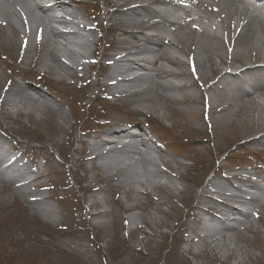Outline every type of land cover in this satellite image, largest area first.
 I'll list each match as a JSON object with an SVG mask.
<instances>
[{
	"label": "rangeland",
	"instance_id": "1",
	"mask_svg": "<svg viewBox=\"0 0 264 264\" xmlns=\"http://www.w3.org/2000/svg\"><path fill=\"white\" fill-rule=\"evenodd\" d=\"M97 1V12L105 14L101 27L108 32L102 31L105 41L97 46L93 59L87 56L96 63L93 69L86 74L77 71L83 79L59 82V78L46 73V67L53 64L41 45L31 47L23 56L16 32L0 27V139L22 152L26 162L31 163L30 171L40 169L45 174L42 182L46 189L41 194L47 200L37 206L56 216L50 220L36 215L31 205L0 184V264H237L238 260L264 264V209L257 211L260 216L256 220L251 217L249 224L225 233L228 248L222 247L218 253L205 248L200 240L204 232L198 220L211 225L209 218L203 217V212L210 213L206 211L209 205L199 203L200 191L204 192L209 181L218 184L224 182L225 176L242 175L241 165L247 171L252 164L257 171L260 169L257 157L264 152V142L260 138L253 145L241 143L264 135V96L256 94V103L240 100L233 90L221 82L216 84L219 74L215 70L220 68L216 57L209 68L206 56H200L201 67L194 69V76H188L185 55L195 49L198 35L194 32L185 33L189 41L180 45V52L170 51L180 65H165L180 75L174 83L182 89L168 93L166 98L153 89L147 97L149 101L143 104L146 114L137 119L142 126L148 124L162 149V168H158L162 174L154 180L155 187L132 190L134 182L152 180L140 167L110 176L84 160L82 141L96 144L90 136L111 130L110 123L114 121L131 126L132 112L140 105L129 98L93 103L99 92L93 83L107 71L99 68L97 61L103 52L108 56L119 53L108 47L120 40L117 34L109 36V8L102 0ZM200 2L217 6L213 0ZM129 4L133 5V0ZM71 8L78 11L75 6ZM153 8L167 10L172 18L178 16L174 8ZM190 12L195 18L202 17L201 23L209 29L216 27L218 18L205 9L191 8ZM89 33L98 36L91 30ZM221 47L225 55V46ZM226 51L231 52L232 47ZM235 51L237 66L264 60V55L250 54L244 48L237 47ZM59 55L64 58L62 53ZM225 61L228 64L229 57ZM13 82L33 83L48 99L38 101L36 107L45 104L47 110L31 111L30 103L11 97L16 110L10 112V107L3 105V87ZM209 85L214 87L206 91ZM29 94L37 98L34 92ZM208 100L215 104L213 113ZM97 103L102 107L97 108ZM62 117L65 124H61ZM120 179L128 182L123 189L118 184ZM167 179L176 188L166 185ZM214 208L210 210L213 213L224 212ZM99 212L100 217L92 215ZM204 248L207 251L203 252Z\"/></svg>",
	"mask_w": 264,
	"mask_h": 264
},
{
	"label": "bare ground",
	"instance_id": "2",
	"mask_svg": "<svg viewBox=\"0 0 264 264\" xmlns=\"http://www.w3.org/2000/svg\"><path fill=\"white\" fill-rule=\"evenodd\" d=\"M33 1L34 0H0V27L9 28V31L12 33L16 32L15 34L18 35L20 41L18 49L23 52V56L27 54L31 47L37 45L42 46L45 52L47 51L46 57L50 63L53 64L46 67V73L59 78L61 82L66 78H82L79 76L80 74L78 75L77 71H83L85 74L89 73L96 63L90 62L87 56L85 57V55H82L79 51L83 50L94 57L99 40L95 37L88 36L89 39H86V44L91 43V45L94 46L92 50L77 45L76 47L79 51H73L66 48V44L63 46L62 50V56L67 58H65L67 61L65 62L59 55V53H61L59 51L61 50L58 49L55 38L51 37L50 32L45 28L47 23H49V13L52 9L42 8L34 3V10L38 11L40 14V16H37L30 6ZM166 1L168 0H133L132 5L129 4L131 0H102L103 5L109 8V13L111 14L109 16V28L112 31V36L117 34L120 37V40L113 41L111 46L114 50L123 52L122 55L117 53L111 56L105 53L101 55V58L104 60L99 62V66H102V69H107V71L102 79L99 77L93 83V87L99 92L106 93L107 95L104 97L106 100H116L122 97L131 99L135 103L140 104L137 109L132 112L134 117H138L146 114L143 104L144 101H149L147 97L153 89H155L156 93L158 91L159 96L163 98H166L170 92L180 91L182 88L174 83V80L180 75L172 70L166 69L165 65L171 67L180 65L170 51L177 50L180 52V50H182L180 45L189 41L188 35L185 34V29L188 28L189 31L198 35V39L196 43H194V51L186 53L185 55L190 61V66L187 68L188 76H193L192 69L201 67L199 63L201 59L200 56H206L210 64L209 68L212 67L211 61L213 57H216L219 59L220 68H216L215 72L220 75L224 85L230 90H233V92L240 97V100L249 99L251 102L256 103V94L264 96V68H260L261 70H253L259 68L256 66V60L248 64H238V67H236L237 65L235 64L237 62L234 61L233 57V55L237 53L235 51L237 47L244 48V51L250 54L256 52L258 55H264V0H252L259 3V5L250 4L247 0H217V3L213 0L217 5L216 7L197 3L194 6L198 9H205L209 14H213L218 18L217 23L219 24H213L216 27H211L210 29L205 25L203 27H189V25L194 22V19L187 10H183L184 15L181 19L172 20L170 13L166 10H156L151 6L154 4L166 5L170 3ZM57 6L63 8L68 13L69 17L72 16L73 19H82V17L76 15L69 8V5L67 6V3L60 2ZM104 15L105 14H103V17ZM149 20L154 21L153 24L149 25L147 23ZM77 26L79 27V24ZM83 28L87 29V27ZM144 30L155 31V35L145 36L143 35ZM181 32L183 35L179 36ZM10 36V39H12L13 34ZM40 37L41 40H39ZM58 37L63 39L66 38V36L62 34H59ZM63 41H65V39ZM221 45L225 46V55L223 54ZM229 47H232L231 52L226 51V48ZM148 54L153 55L152 62L146 63L144 62L145 60H138V57H143ZM228 57L230 62L227 64L225 60H227ZM133 71H140L143 74L134 78L125 77V75L127 76L128 73ZM232 71L241 72L242 75L247 77L246 81H239L238 83L227 82L225 77L233 75ZM85 80H87V78H85ZM194 83L197 87L200 86L198 81ZM213 87V85L209 86L208 90L213 89ZM3 91L4 94H6L4 95L3 105L5 104L10 107V112L12 113L15 112L16 108L13 105L11 97H15L18 102L30 103L32 105L31 111L47 110L45 104L36 107L38 101L42 100L43 102H47L48 99L45 94L39 89H36L33 85H22L13 82L11 85L3 87ZM29 92H34L37 98H33ZM207 104L210 112L213 113L216 110L215 104L209 100ZM60 119H62L61 124H65L64 117ZM256 130L258 131L259 128ZM72 133L73 130L71 127L70 133L68 134L70 139ZM128 133L129 132L126 131L111 129L107 131L101 130L98 134L90 136L96 144H87L85 141H82L84 149L81 152L82 155L85 156L84 160L87 159L91 161L96 165L97 169L105 174L120 172V170L124 171L132 167H140L147 176H151L152 180L136 181L133 185L141 189L147 186L154 188V180L158 179L161 173L153 168L155 161H153L148 154L140 151L137 145L117 146L109 149L107 152L103 151L104 147H111L114 144L104 139L105 137L114 136L117 139ZM64 135H62V137ZM260 138L259 139L264 142V135L260 136ZM247 143L254 144L255 141L249 139ZM133 160L134 162H132ZM27 170L28 167L26 166L24 171L27 172ZM9 176L7 169L2 170L0 168V183H3L1 181ZM250 177V175L241 177L234 174L230 178H224V182H219L218 184L209 181L204 188V195L200 197V199L202 198L204 201V205H209L211 206L210 208L216 207L219 211L223 210L225 215L234 212L241 217L239 221L233 224L227 221L222 223L217 220V215H206V212H203L205 214H203V217H208L211 222V227L208 228L201 220H198L200 228L204 232L202 236H200V240L202 245L205 243L204 246L207 249L210 247L212 251L218 253L222 247L225 248V246H227V242L223 238V236L225 237V233L233 232L249 224V219L254 213L248 211L241 212L238 211V209L230 208L226 205V202H237L239 198H243L240 192H238L237 195H230L228 191L233 188L241 190L248 185L254 186L255 183L253 184L251 182ZM118 184L123 189V187L127 186L128 182L120 179ZM166 185L176 188V184L172 183L170 180L168 181V179L166 180ZM26 189L25 187L24 190ZM34 199L36 200L37 198L33 197V200ZM249 201L247 205L252 207L251 211L256 213L258 210L264 209V191L259 197H251ZM93 215L100 217L102 213H93ZM55 217L53 213L50 214V220H54ZM132 223H134L133 220ZM236 262L237 264H244L243 260H238Z\"/></svg>",
	"mask_w": 264,
	"mask_h": 264
}]
</instances>
